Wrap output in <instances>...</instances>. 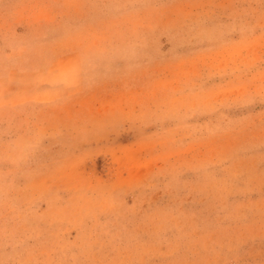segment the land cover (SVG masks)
Wrapping results in <instances>:
<instances>
[{
  "label": "rangeland",
  "instance_id": "rangeland-1",
  "mask_svg": "<svg viewBox=\"0 0 264 264\" xmlns=\"http://www.w3.org/2000/svg\"><path fill=\"white\" fill-rule=\"evenodd\" d=\"M0 264H264V0H0Z\"/></svg>",
  "mask_w": 264,
  "mask_h": 264
}]
</instances>
